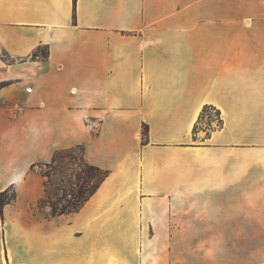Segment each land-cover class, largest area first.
Masks as SVG:
<instances>
[{"label":"crops","instance_id":"1","mask_svg":"<svg viewBox=\"0 0 264 264\" xmlns=\"http://www.w3.org/2000/svg\"><path fill=\"white\" fill-rule=\"evenodd\" d=\"M78 144L108 174L49 216ZM9 192L0 264H264V0H0Z\"/></svg>","mask_w":264,"mask_h":264},{"label":"rangeland","instance_id":"2","mask_svg":"<svg viewBox=\"0 0 264 264\" xmlns=\"http://www.w3.org/2000/svg\"><path fill=\"white\" fill-rule=\"evenodd\" d=\"M201 123L207 129L218 126L220 124L219 114L214 109H207L201 118ZM60 155L55 165L56 169L49 174V178L45 177L44 174L48 173L50 168L43 164L35 168L41 174L43 182H47V192L42 195L45 201L37 205V208L47 213L51 210L50 206L46 205L48 204L47 201H51L56 207L60 208L62 203H66L71 198V192L78 190L81 184V180L78 178L84 173H89L81 162L82 151L80 148L75 147L70 152H61ZM63 190L66 193L64 199L62 198ZM13 196V192H9L4 195V199L10 200Z\"/></svg>","mask_w":264,"mask_h":264},{"label":"trees","instance_id":"3","mask_svg":"<svg viewBox=\"0 0 264 264\" xmlns=\"http://www.w3.org/2000/svg\"><path fill=\"white\" fill-rule=\"evenodd\" d=\"M210 108L213 109L212 106H209V105L204 106L199 115V118H202L204 112ZM144 136H145V131L142 133V138H144ZM75 147H78L81 149L82 151L81 162L88 169L89 173H84V175L78 178L81 180V184L79 185L78 190L76 192H71L70 194L71 198L68 199L66 203H62L60 208L56 207L54 203H52L51 201H47L48 204L46 205H49L51 208L49 212V216L60 215V214L74 212L78 210L84 204V202L88 199V197L96 190V188L99 186V184L108 174V170L102 169L95 165H91L85 160L84 145L82 144H78V145H75V146H72L66 149L57 150L54 153L53 158L50 162L36 163V164H33L32 167L39 166L41 164L47 166L48 168H50V171L48 173H45L44 176L49 178L50 177L49 174L52 173L53 170L56 169L55 165L57 164L58 159L61 156L60 155L61 152H70ZM46 188H47V182H44V192L45 193L47 192ZM65 196H66V193L63 190L62 198L64 199ZM13 198L14 196L11 199ZM10 200L9 199L5 200L3 193H0V205H2L4 202H9ZM44 201H45V198L41 197L40 199H38L37 204L39 205L41 202H44Z\"/></svg>","mask_w":264,"mask_h":264}]
</instances>
